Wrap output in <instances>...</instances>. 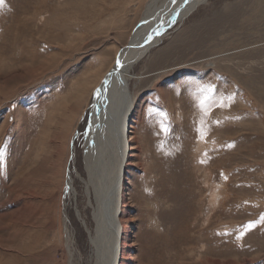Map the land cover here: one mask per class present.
<instances>
[{"label":"rangeland","instance_id":"rangeland-1","mask_svg":"<svg viewBox=\"0 0 264 264\" xmlns=\"http://www.w3.org/2000/svg\"><path fill=\"white\" fill-rule=\"evenodd\" d=\"M148 2L0 7V264H92L94 94ZM193 12L131 70L122 264H264V224L237 238L264 214V0H208ZM204 85L233 101L205 116Z\"/></svg>","mask_w":264,"mask_h":264},{"label":"bare ground","instance_id":"bare-ground-1","mask_svg":"<svg viewBox=\"0 0 264 264\" xmlns=\"http://www.w3.org/2000/svg\"><path fill=\"white\" fill-rule=\"evenodd\" d=\"M207 2L149 0L141 23L128 46L119 54L122 67L115 64L105 74L104 81L108 79L106 85L103 82L97 89L100 94L97 95L95 91L85 157L88 176L86 194L92 208L91 227L94 228L93 231L89 230L92 264H122L123 257L119 255L124 246L121 241L124 235L121 220L122 189L129 164L128 153L132 150L127 135L136 105L131 85L132 80L139 79L131 75V70L166 38L167 29L188 18L195 9ZM69 186L73 193L75 189L72 178ZM79 217L84 221L81 212ZM71 257L73 259L72 254Z\"/></svg>","mask_w":264,"mask_h":264},{"label":"snow or ice","instance_id":"snow-or-ice-1","mask_svg":"<svg viewBox=\"0 0 264 264\" xmlns=\"http://www.w3.org/2000/svg\"><path fill=\"white\" fill-rule=\"evenodd\" d=\"M173 2H175V0H173ZM185 2L187 3V0H185ZM4 4H5V0H0V7H3ZM116 65H117V67H122L119 59L116 60ZM104 83H107V81H104ZM213 93H214V86H212V85L200 86L197 90V95H196L197 103H198V106L201 109V111L205 114V116H207L209 114L212 107H214V106L226 107V106H228V104H226L225 102L227 101L228 103H231L234 99L232 96H228V97L221 96L218 99H214ZM96 94L99 95L100 91L97 90ZM152 114H153V110L149 109V115H152ZM158 115L162 116L164 118V120L167 119L166 113L160 112V113H158ZM217 123H219V121H217ZM203 124H204V120L202 119L201 125H203ZM160 126H161V129L165 133H167L169 131L168 127L166 126V124L163 123V121H161ZM199 131L201 133V136L203 137L205 134L204 128L201 127L199 129ZM229 147H232V145H229ZM0 155H2V153H0ZM258 223L264 224V214H261L258 221H252V222H249L247 225H245L243 227V230L240 232V234L237 238L238 239L242 238L246 232L255 228Z\"/></svg>","mask_w":264,"mask_h":264},{"label":"water","instance_id":"water-1","mask_svg":"<svg viewBox=\"0 0 264 264\" xmlns=\"http://www.w3.org/2000/svg\"><path fill=\"white\" fill-rule=\"evenodd\" d=\"M116 70H114V72H115ZM111 74V73H110ZM108 79H106V81H107ZM105 85H106V83H105Z\"/></svg>","mask_w":264,"mask_h":264}]
</instances>
